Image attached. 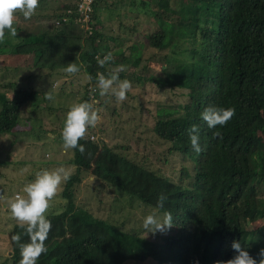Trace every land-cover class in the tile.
Wrapping results in <instances>:
<instances>
[{"label": "trees", "instance_id": "16d2710c", "mask_svg": "<svg viewBox=\"0 0 264 264\" xmlns=\"http://www.w3.org/2000/svg\"><path fill=\"white\" fill-rule=\"evenodd\" d=\"M149 1L140 0L143 7ZM119 2L123 0H92L84 30L74 22L79 14L73 0L61 1L55 13L39 0L30 19L15 14L17 35L12 37L6 30L0 42V56L23 54L29 58L25 59L29 69L48 68L45 73L54 80L61 78L56 68L64 70L72 62L85 69L88 83H96L98 73L107 76L117 63L125 68L120 79H128L131 85L149 80L160 88L186 89L189 98L185 104L159 105L151 126L142 132L136 131L137 126L126 130L128 139L122 136L119 140L114 130L99 126L98 133L111 132L105 136L108 140H91L97 128H88L79 141L84 153L69 149V162L75 169L62 189L66 205L61 212L47 215L52 228L45 241L47 252L37 264H124L148 259L155 264H195L197 260L213 264L233 257V240L259 259V250L264 248V0H179L177 9L168 0H155L149 14L156 27L146 32L142 47L134 42L127 54L123 48L126 38L121 37L135 27L121 17L115 20L120 14H113L111 4ZM57 18L65 19L63 25L40 26ZM113 22L117 33L110 28ZM148 48L156 50L152 58L142 56ZM109 52L113 61L100 67L97 56L103 59ZM142 61L146 63L141 65ZM151 69L153 75L145 76ZM27 76L29 82L24 86L14 88L15 80L1 85L0 133L33 129V124H21L24 107L32 106L28 113L33 115L39 103L55 111L45 103L51 101L46 95L54 93L53 87L36 88L30 80L34 76ZM90 97L85 85L80 102L101 105L104 101L99 88ZM210 105L234 108L235 114L226 125L209 128L201 113ZM123 106L120 115L129 111L127 103ZM31 121L25 117L26 124ZM130 121L135 122V116L125 120ZM192 125L200 129V153L190 143ZM217 131L219 136L214 135ZM61 132L58 138L63 143ZM175 155L190 157L193 165L177 171ZM88 176L120 197L138 201L146 210L141 218L152 211L161 216L170 211L173 226L164 233H149L157 241L141 239L146 252L136 251L130 242L137 233L132 226L131 236H126L116 230L123 227L105 225L104 220L76 211L75 192ZM162 193L167 200L159 208ZM16 234L21 235V242L29 239L18 222H12L4 237L7 256L0 264H19L20 250L12 240Z\"/></svg>", "mask_w": 264, "mask_h": 264}, {"label": "rangeland", "instance_id": "374dc122", "mask_svg": "<svg viewBox=\"0 0 264 264\" xmlns=\"http://www.w3.org/2000/svg\"><path fill=\"white\" fill-rule=\"evenodd\" d=\"M63 0H44L43 6L47 9L54 10ZM149 1V0H148ZM158 0H156L157 2ZM155 3V0H151ZM149 3L143 7L140 0H123L116 5L111 4L112 10H114L115 20L122 18L126 24H133L135 27L134 32L122 34L121 38H126L123 48L125 52L129 51L128 48L134 42L142 44L144 35L146 32L153 30L156 27L155 20L150 16L149 11L152 8V4ZM108 3V2H107ZM168 3L174 9H177L179 0H168ZM156 4V3H155ZM114 8H113V7ZM108 12V11H106ZM104 14V13H103ZM113 16V15H112ZM45 17L44 19H46ZM115 23V24H114ZM54 24V19L49 20L48 23H41L40 26L48 27ZM116 22L110 23V28L115 33L118 32ZM81 27V26H80ZM85 30L84 27H81ZM145 32V33H142ZM120 32H123L120 30ZM18 39V37H17ZM121 41V40H120ZM116 45V42H110ZM156 53L154 48H148L143 51V57L152 58ZM10 56V57H9ZM27 57L23 54H13L7 56H0V91H3L1 85L6 82L16 81V86H24L29 81V76H34L31 80V84L34 87H48L51 85L53 88L51 91L53 99L46 101L54 108V113L46 108V105L39 103V111L37 114L28 113L33 107H24L21 124L28 127L33 124V129L25 131L24 133L14 132H2L0 133V193H3L5 197H13L15 194H23L24 186L35 178V173L42 169H54L61 165L67 169L74 171L73 163L69 162L71 159L70 151H65L63 143L58 138L60 130L64 125L66 113L70 106L75 102H80L85 85L88 83L87 72L85 69H80L75 75L68 74L64 70L60 71V68H56L61 78L55 79L54 77L47 76L48 68L42 70L38 67L29 69V65L26 60ZM29 59V58H28ZM27 59V60H28ZM82 62L81 58L79 57ZM152 60V59H151ZM29 61H32L31 58ZM83 63V62H82ZM145 61L141 62V65L145 64ZM151 64L154 62H150ZM84 64V63H83ZM108 66V64H107ZM119 64H112L111 68L116 69ZM154 67L159 65L154 64ZM8 68V69H7ZM10 70V71H9ZM9 72L13 74L9 79ZM46 72V73H45ZM154 73V69L149 70L145 75ZM28 79V80H27ZM25 82V84H23ZM135 83V82H134ZM132 84L131 90L127 93V99L118 102L115 97L109 95L108 99L103 96V103L93 104L101 117L100 122L96 128L102 126L114 130L118 134L120 140L122 136L130 133H125L126 130L136 127L137 132L145 131L153 122L156 108L161 104H175L188 102L189 98L187 90L182 88H160L154 82L149 80L143 81V84ZM170 85V82L167 81ZM179 86L180 84H172ZM11 97L12 94L9 93ZM115 99V101H114ZM48 100V99H47ZM1 101V100H0ZM129 106L126 113L120 115V110L126 104ZM112 109L114 113L112 112ZM113 114L112 116H110ZM31 117L32 121L29 124L25 123V117ZM135 116V122H125L127 118ZM95 128V127H94ZM91 134L95 136L94 139L103 138L106 140L107 135H110V131L97 132L95 129ZM146 141V139L141 138ZM175 169L178 171L182 166H192L193 160L190 157L187 159L178 155L174 156ZM65 184V183H64ZM62 184L58 194L50 201V207L46 215L51 213H58L64 210L66 205V198L62 195ZM264 200V199H263ZM75 202L77 203L76 211L82 215L94 217L96 219L104 220L102 223L105 225L120 227L122 229H116L126 236H131L128 231L130 227L137 231L134 237L131 236L130 242L134 244L135 250L140 252H146V247L142 244L141 239H151L150 237H144L145 233L142 230V222L140 219L146 213L144 206L139 205L138 201H131L129 197H120L119 194L105 183H101L93 179L92 176L84 178L79 184L78 189L75 192ZM85 213H84V212ZM12 222H17L11 215L10 209L7 207L4 200H0V262L7 256L5 251L6 242L5 234L8 228L11 227ZM127 233V234H126ZM151 241H157V239H151ZM129 244V242H128ZM149 245V244H148ZM124 264H155L153 260L148 259L144 263L128 260Z\"/></svg>", "mask_w": 264, "mask_h": 264}, {"label": "clouds", "instance_id": "9594fccd", "mask_svg": "<svg viewBox=\"0 0 264 264\" xmlns=\"http://www.w3.org/2000/svg\"><path fill=\"white\" fill-rule=\"evenodd\" d=\"M73 1L77 5L78 0ZM38 6L39 0H0V42L5 40L6 30H8L12 37L17 35L16 28L14 27L15 14L17 12L22 13L25 19H30L35 14ZM64 20V18H57L54 24L57 26L63 25ZM88 21L84 22V24L76 20L74 22L87 29L86 23ZM113 59L114 57L111 52L107 53L103 59L97 56L100 67H104L107 63L113 61ZM64 71L75 75L80 71V66L71 62L68 63ZM123 71H125V68L123 65H120L108 73L107 76L103 73H98L96 83L89 82L86 84V89L91 96L90 98L92 99L95 96L99 88L101 96L110 94L118 102L127 99V93L131 90L132 85L128 79H120L119 73ZM89 79L91 80L92 78L89 77ZM92 85L96 88L94 92L89 89V86ZM46 98L49 100L53 99L51 93H48ZM234 114V108L210 105L201 113V118L209 128H216L218 125H226ZM100 119L98 109L92 103L88 101L73 103L66 113L61 132L65 151L78 149L83 154L85 148L79 141L85 138L89 127L94 128L97 126ZM214 135L219 136L220 133L217 131ZM94 138L95 136L90 134V139L94 140ZM189 138L193 150L196 153H200L202 147L200 144V129L197 125H192L189 129ZM71 174V171L63 165L54 169H42L36 172L35 178L24 186L23 194L5 197L3 193H0V200L5 201L12 217L18 222L19 227L24 230V234L29 238L27 242H21L20 234L12 237V240L20 250L21 259L19 264H37L40 256L47 252L45 241L51 231L52 224L46 213L49 210L50 201L58 194L62 184L71 178ZM166 200L167 196L163 193L160 194L157 201L158 207L163 208ZM173 224L174 219L170 211H165L162 216L152 211L143 218L142 228L145 233L143 238L147 237L149 233L153 235L157 232L164 233L170 230ZM231 247L235 253L232 258L215 260L213 264H264V248L259 250V259H256L249 254L247 248L243 247L238 240H233ZM195 264H199L198 260Z\"/></svg>", "mask_w": 264, "mask_h": 264}, {"label": "built area", "instance_id": "2783aa9c", "mask_svg": "<svg viewBox=\"0 0 264 264\" xmlns=\"http://www.w3.org/2000/svg\"><path fill=\"white\" fill-rule=\"evenodd\" d=\"M92 0H78V3H77V11L79 13V16L77 17L76 21L79 22V23H83L88 21L89 20V17H90V7H89V4ZM89 89L91 91H95L96 88L92 85V86H89ZM17 195V194H15ZM14 195V196H15Z\"/></svg>", "mask_w": 264, "mask_h": 264}]
</instances>
